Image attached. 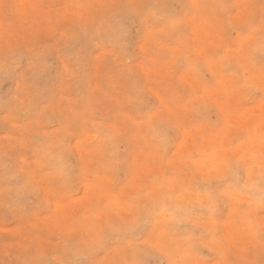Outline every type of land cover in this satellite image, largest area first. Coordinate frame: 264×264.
I'll return each mask as SVG.
<instances>
[{
  "label": "rangeland",
  "instance_id": "obj_1",
  "mask_svg": "<svg viewBox=\"0 0 264 264\" xmlns=\"http://www.w3.org/2000/svg\"><path fill=\"white\" fill-rule=\"evenodd\" d=\"M262 43L264 0H0V264H264Z\"/></svg>",
  "mask_w": 264,
  "mask_h": 264
},
{
  "label": "snow or ice",
  "instance_id": "obj_2",
  "mask_svg": "<svg viewBox=\"0 0 264 264\" xmlns=\"http://www.w3.org/2000/svg\"><path fill=\"white\" fill-rule=\"evenodd\" d=\"M260 62L262 67H264V43H262L261 49H260ZM250 88L251 91H260L261 93H264V73L261 75V82L259 88H255L253 85H246ZM243 165L239 162H236L230 175L225 176L222 178L223 183H231L232 180L235 178L237 186L240 185V172L243 169ZM261 192L264 193V176L261 177ZM67 264V262H65ZM166 264H171V262H166Z\"/></svg>",
  "mask_w": 264,
  "mask_h": 264
}]
</instances>
